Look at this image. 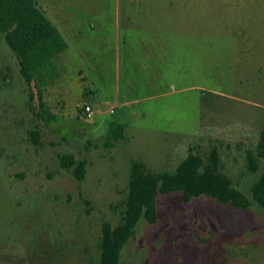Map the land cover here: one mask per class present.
I'll return each mask as SVG.
<instances>
[{"label":"rangeland","instance_id":"1","mask_svg":"<svg viewBox=\"0 0 264 264\" xmlns=\"http://www.w3.org/2000/svg\"><path fill=\"white\" fill-rule=\"evenodd\" d=\"M40 5L80 45L72 46L61 79L45 84L55 117L47 123L33 110L36 88L28 87L0 35V264L99 260L103 225L122 219L132 161H145L153 173L174 171L191 146L206 155L214 145L250 208L159 195L156 222L140 219L120 264H264V208L252 197L264 159L255 171L250 163L264 132V0ZM169 40L181 47L144 67L139 42ZM123 41L132 56L119 78ZM162 90L170 92L160 96ZM87 102L97 111L91 119L80 114ZM112 121L127 124L126 138L107 146ZM35 128L38 147L29 139ZM63 154L86 161L83 180L61 166Z\"/></svg>","mask_w":264,"mask_h":264},{"label":"trees","instance_id":"2","mask_svg":"<svg viewBox=\"0 0 264 264\" xmlns=\"http://www.w3.org/2000/svg\"><path fill=\"white\" fill-rule=\"evenodd\" d=\"M0 35L14 53L28 87L34 85L37 90L39 106L33 109L34 112L47 123L52 122L55 117L44 99L43 90L57 75L54 59L68 47L65 37L40 5V0H0ZM30 96L33 98L34 93ZM84 108H80L81 114H84ZM126 128L125 124L110 122L106 145L113 146L114 142L124 140ZM29 139L37 147L42 145L41 132L37 128L29 132ZM257 152L258 155L250 157L254 171L260 167V158L264 159V132ZM221 160L217 145L206 155L191 146L174 171L153 173L145 161L133 160L122 219L117 225L110 222L103 225L99 260L90 264H120L124 247L140 219L144 217L151 223L156 222L159 195L179 192L186 203L208 197L236 209L250 208L251 198L224 174ZM60 162L79 180L84 179L86 161L78 160L73 154H63ZM252 197L264 208V174L252 186Z\"/></svg>","mask_w":264,"mask_h":264},{"label":"crops","instance_id":"3","mask_svg":"<svg viewBox=\"0 0 264 264\" xmlns=\"http://www.w3.org/2000/svg\"><path fill=\"white\" fill-rule=\"evenodd\" d=\"M56 25V24H55ZM57 26V25H56ZM58 27V26H57ZM91 27H95L94 24L91 25ZM59 28V27H58ZM60 30V29H59ZM61 31V30H60ZM61 33L63 34V36L65 37L64 33L61 31ZM67 43H68V47L58 56L54 59V64L55 66L57 67V75H55V77H53V80L55 81H59L61 79V75L63 76V71H61V69L63 67L66 68V65L69 63V61L71 60V56L73 55L72 53V46H76L77 44L80 45V41L78 42L77 39H76V36H73L71 37L70 39H67L65 37ZM122 40V38L120 37L119 40ZM140 45L138 48L140 51V53L138 54L139 57H137L141 62H142V65L144 67L147 68V66L149 64H152L153 62H156V61H162V59L165 58V56L167 55L168 51L172 48H180L181 47V43L179 42L178 45H177V42H171L170 40L169 41H155L153 43H145V42H139ZM116 60H115V67H116V70H117V74H118V77L121 78V77H126L127 75V66L129 65L128 62L130 61V56H132L130 53H129V47L127 46L126 42L123 41L122 43L120 42L117 46V53H116ZM100 75H102V69H99L98 70ZM79 74L82 75L83 74V71L80 70L79 71ZM125 80V79H123ZM121 90V87L119 86L118 87V91L120 92ZM170 91L168 90H162L159 95L162 96V95H166L168 94ZM86 105H90L94 111V115L93 117L96 116L97 114V111L95 109V106L94 104H92L91 102H87ZM114 111L111 110V113H113ZM81 114V113H80ZM84 118L86 119H91V118H88L84 112V114H81ZM92 117V118H93ZM114 122V121H112ZM118 123H121V124H125V123H122V122H119V121H116ZM110 123V122H109ZM127 125V124H125Z\"/></svg>","mask_w":264,"mask_h":264},{"label":"built area","instance_id":"4","mask_svg":"<svg viewBox=\"0 0 264 264\" xmlns=\"http://www.w3.org/2000/svg\"><path fill=\"white\" fill-rule=\"evenodd\" d=\"M84 109H85L86 116L88 118H92L94 115V111H93L92 107L90 105H86Z\"/></svg>","mask_w":264,"mask_h":264}]
</instances>
